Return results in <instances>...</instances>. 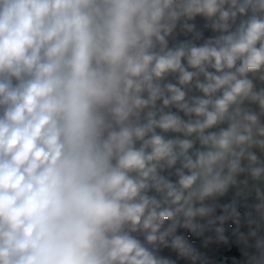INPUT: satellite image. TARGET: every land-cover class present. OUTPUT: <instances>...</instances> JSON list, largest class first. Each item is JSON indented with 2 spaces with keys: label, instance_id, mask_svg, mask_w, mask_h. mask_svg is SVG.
Here are the masks:
<instances>
[{
  "label": "clouds",
  "instance_id": "1",
  "mask_svg": "<svg viewBox=\"0 0 264 264\" xmlns=\"http://www.w3.org/2000/svg\"><path fill=\"white\" fill-rule=\"evenodd\" d=\"M0 264H264V0H0Z\"/></svg>",
  "mask_w": 264,
  "mask_h": 264
}]
</instances>
